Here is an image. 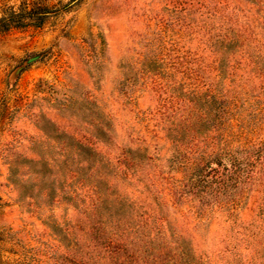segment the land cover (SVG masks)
I'll list each match as a JSON object with an SVG mask.
<instances>
[{"label": "rangeland", "instance_id": "rangeland-1", "mask_svg": "<svg viewBox=\"0 0 264 264\" xmlns=\"http://www.w3.org/2000/svg\"><path fill=\"white\" fill-rule=\"evenodd\" d=\"M11 12L0 264H264V0Z\"/></svg>", "mask_w": 264, "mask_h": 264}, {"label": "trees", "instance_id": "trees-1", "mask_svg": "<svg viewBox=\"0 0 264 264\" xmlns=\"http://www.w3.org/2000/svg\"><path fill=\"white\" fill-rule=\"evenodd\" d=\"M22 16L20 14H15L14 12L9 13L7 17L0 19V31H8L13 27H20L24 23ZM32 19H35L32 17ZM35 21V20H33ZM41 23V22H40Z\"/></svg>", "mask_w": 264, "mask_h": 264}]
</instances>
